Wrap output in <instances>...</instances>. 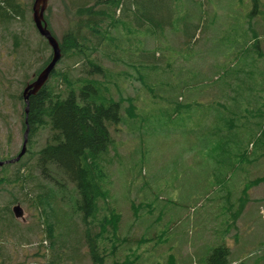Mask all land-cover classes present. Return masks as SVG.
I'll list each match as a JSON object with an SVG mask.
<instances>
[{
  "label": "rangeland",
  "instance_id": "rangeland-1",
  "mask_svg": "<svg viewBox=\"0 0 264 264\" xmlns=\"http://www.w3.org/2000/svg\"><path fill=\"white\" fill-rule=\"evenodd\" d=\"M24 1L23 5L27 0ZM223 1L226 10L220 9L225 13L221 11L219 14H234L233 18L229 17L233 21L228 25L223 24L219 31L216 30L217 24L208 27L207 35H200L198 32V41L192 44L190 51L197 53L195 57L183 55L184 51L177 46L171 48V43L183 40L180 31L183 32L184 26L175 21L174 34L164 33L161 36V41H164L160 46L161 52H164L163 58L170 61L169 66L164 67L162 64L159 68L148 69L141 65H129L128 52L154 46L152 40L146 43V34L138 33L131 26L120 27L124 44L123 47H118V56L102 60L104 68L107 69L113 99L121 103L124 112L130 102L136 109L131 117L121 113L124 122L117 126V132L110 129L113 146L102 157L98 172H101L104 188L109 193L107 204L102 207L103 216L108 220L112 217L113 210L119 214L118 225L120 230H124L123 237L141 235V238L147 239L152 238L153 234L157 236L155 240L150 239L135 246L124 256V259L127 258L126 262L136 256H142L143 259L151 256L155 264H163V259L166 264H180L184 259H192L191 262L200 260L210 251L203 249L217 246L222 236H225H219L216 227L223 232L226 222L230 224L236 216V226L229 229L230 235L225 236L226 239L222 238L230 249L229 260L256 264L262 260V256L264 257V183L249 185L252 181L251 175L264 167V156L255 160L262 163V166L258 165L257 170H252L257 164L241 161L244 149L251 155L250 160L254 159L257 153L259 155L264 152V36L258 37L254 46V38L245 32L246 21L242 15L245 11L248 15H253V4L241 6L242 3L237 4L236 0ZM247 1L243 3L246 4ZM258 1V6L262 7L264 0ZM212 2L215 3L213 0ZM68 4L69 0H48L50 24L59 39L67 27ZM210 7V4L200 7L203 9H199L202 19L205 16L210 18L209 13L204 11H209ZM179 14H175L174 18L180 16ZM29 16L28 14L24 24L0 23L1 155L16 154L23 143L20 108L12 99V95L21 87L23 71L14 68L18 57L13 53L10 36H18L21 45L35 49L39 35L28 23ZM208 20L213 22V19ZM237 43L240 44L239 51L235 48ZM232 48L234 50H231ZM46 49L44 54H51L50 49ZM19 55L22 56V51ZM198 56H203L201 61L207 63L215 65L216 62L222 61L225 66H231V76L219 97L212 91L202 95L196 91H201V86L212 87L220 82L217 79L210 82L208 77L206 82H202V78L191 74L186 66L194 61L196 63ZM67 62L68 60L64 59L58 67H64ZM222 69L223 65L217 68L211 65L204 70L221 72ZM32 70L33 66L27 71L30 73ZM195 72L196 70L193 74L196 75ZM76 73L73 71V74ZM140 76L147 79L145 82L152 88V94L158 93L161 98L152 97L147 89H143ZM174 95L177 96L176 101ZM171 98L173 102L188 104L189 109L174 114L172 106L167 103V99L171 101ZM193 100L195 103H190ZM41 136L36 141L39 146L46 140V132ZM257 141L260 146H257ZM143 150L145 151L142 161ZM232 186L238 191L241 189L237 194H242L240 204L231 203L234 192ZM150 196L154 198H149ZM205 199L208 200L204 206ZM9 200L8 194L0 191L1 207ZM231 204L233 205L230 209ZM67 208V204L62 206V210ZM22 212V217L14 220L17 226L28 230L33 224L34 216L29 209H23ZM52 214L47 211L49 224H52ZM194 214H201V217L197 218ZM195 221L197 226L191 227ZM202 224L205 230L199 231ZM106 228V231H109L110 224L107 223ZM214 230H217L218 235L214 234ZM234 235L235 238H232ZM172 238L171 244H167ZM21 241V237L15 235L0 243V262L48 264L40 258L29 256L39 244L37 236H31L30 244H23ZM63 243L64 254L69 255L74 242ZM99 244L109 253L110 235L102 236ZM42 245L45 246L44 243ZM84 252L86 248L80 249L77 254L83 256ZM6 256L9 260H6ZM16 260L21 262L16 263Z\"/></svg>",
  "mask_w": 264,
  "mask_h": 264
},
{
  "label": "trees",
  "instance_id": "trees-1",
  "mask_svg": "<svg viewBox=\"0 0 264 264\" xmlns=\"http://www.w3.org/2000/svg\"><path fill=\"white\" fill-rule=\"evenodd\" d=\"M23 1L0 0V23L2 25H9L12 22L24 24L29 14L28 23L38 34L31 19L33 0H27L25 5L22 4ZM243 1L237 0L239 4L242 3L241 6H246ZM248 1L253 4L255 13L248 15L245 11L244 15H241L247 24L250 21L247 26L249 32L254 35L255 46L260 35L257 24L258 22L264 24V10L258 6V0ZM204 2L205 0H199L201 4L198 0H69L70 4L66 6L69 11L67 27L60 39L51 27L48 6L44 13V21L47 29L59 44L61 59L58 64L64 59L68 60V64L64 67H58L57 64L44 86L35 95L29 97L27 115L24 112L22 91L25 85L31 83L49 63L51 54H44L49 46L40 36L34 50L21 45L18 36H10L13 53L18 57L14 62V68L23 71L21 87L12 95V99L20 108L22 133L27 127L28 136L27 150L20 160L0 167V191H4V194H8L10 198L4 206L0 205V243L18 235L21 237V243L30 244L31 236H37L39 244L29 256L40 258L48 264H84V262L88 264H155L151 256L145 259L142 256L139 258L136 256L129 262H126L127 258L124 259V256L135 246L142 245L140 243L148 242L150 239L155 240L157 236L153 234L152 238L147 237V239L141 238V235L123 237L124 230H120L118 225L119 214L113 210L112 217L108 220H105L103 216L102 207L105 203L107 204L109 193L104 188L101 172L100 174L98 172L102 157L113 146L110 129L117 132V126L124 122L121 113L131 117L136 109L130 102L124 112L121 103L113 99L109 89L107 69L104 68L102 60L114 59L118 56L120 53L118 47L121 48L124 44L120 27L131 26L138 33L146 34V43L152 40L154 46H145L142 50L135 49L128 52L129 65L132 67L141 65L148 69L159 68L162 64L165 65L164 67L169 66L170 61L164 59V52H161L160 46L164 42L161 41V36L164 33L174 34L175 21L178 25L184 26L183 32L180 31L183 40L177 43L174 41L171 43L173 45L171 48L177 46L184 51L183 55L187 54V57L197 55L195 52H190L192 44L198 41L197 33L205 34L208 27H212L216 21L208 20L215 16V13L211 15L212 10L208 11V9L204 11L209 13L210 18L205 16L202 19L199 9L203 11L200 7L205 5ZM178 11L181 13L179 14ZM175 14L180 16L174 18ZM221 26H216V30L219 31ZM262 29L261 37L264 36V27ZM21 51L22 56L19 55ZM32 66L33 70L29 73L27 70ZM195 70L196 75L194 76L202 78V82H206V77L210 79V82L213 79L220 82L212 87L201 86V91L194 90L201 95L212 91L217 97L221 95L232 73L230 65H226L221 72H211L201 68ZM73 71L77 73L73 74ZM218 74L220 75L217 77ZM145 81L147 79L140 76L143 89H147L152 97L161 98L158 93L152 94V88ZM157 88L161 87L157 86ZM1 90L2 79L0 80ZM174 98L176 101L177 96L174 95ZM167 103L172 106L173 110L172 108L171 110L174 114L183 113V109L185 111L189 109L188 104L173 102V98L171 101L167 99ZM190 103L195 102L193 100ZM25 117H27L26 123ZM44 132L47 134L46 140L42 146H39L36 141L42 137ZM35 146L38 148L35 149ZM20 150L21 148L13 155L0 154V161L15 158ZM144 151L141 152L142 161ZM243 151L241 161L257 164L252 170H257L259 166H262V163L255 160H260L264 152L259 155L257 153L258 157L255 155L254 159L250 160L251 155H248L247 149ZM236 167L237 165L234 166ZM248 175L250 176L249 173ZM251 179L249 185L264 183V167L257 173H253ZM229 185L231 186L230 183ZM231 188L234 191L231 203L240 204L242 194L240 196L237 194L241 189L238 191L233 186ZM146 198L145 196L144 199ZM149 198H154V196ZM207 200L203 201L204 206ZM13 204L32 212L33 224L28 227V230L17 226L11 209ZM65 204L68 208L62 210ZM47 211L53 213L51 215L52 224L47 222ZM194 215L197 218L201 217V214ZM233 218L230 224L226 222L223 232L216 227L219 236L228 237L230 235L229 229L236 226L238 217ZM197 221L191 227H196ZM107 223L110 224L109 231H106ZM198 230L204 231V225L199 226ZM236 232H238L237 229ZM105 234L111 237L109 253L99 244V239ZM214 234L218 235L217 230H214ZM225 236L222 238L226 239ZM164 237L166 239L165 234ZM222 238L217 246L203 249L210 250L209 253L205 252V254L208 253L206 257L197 258L200 260L195 262H191L192 259L188 261L184 259L180 264L185 262H189L188 264H243V262L229 260L230 249ZM172 240L173 238L167 244L170 245ZM59 241L60 246H58ZM67 241L74 242L69 255H65L63 251L65 247L63 242ZM43 243L45 246L42 245ZM82 248H86L83 256L77 254ZM261 259L256 264H264V257L262 256ZM6 260H9L8 256ZM17 262L21 261L16 260ZM0 264H6V261H1ZM163 264H166L164 259Z\"/></svg>",
  "mask_w": 264,
  "mask_h": 264
},
{
  "label": "water",
  "instance_id": "water-1",
  "mask_svg": "<svg viewBox=\"0 0 264 264\" xmlns=\"http://www.w3.org/2000/svg\"><path fill=\"white\" fill-rule=\"evenodd\" d=\"M48 0H33L32 8H31V19L37 30L38 34L47 42L48 46L51 49V58L49 63L42 69V71L35 77V79L26 84L22 91V98L25 104V115L28 113V100L30 96L35 95L47 82L51 73L53 72L56 64L61 59V51L59 48V44L56 39L51 35L50 31L47 29V25L44 21V13L47 9ZM27 121V117H25V123ZM27 136H28V128L26 127L23 133V143L20 152L17 156L9 161H0V167L7 164H13L20 160V158L26 152V144H27ZM12 212L16 219L22 217V210L19 205H16L12 208Z\"/></svg>",
  "mask_w": 264,
  "mask_h": 264
},
{
  "label": "crops",
  "instance_id": "crops-1",
  "mask_svg": "<svg viewBox=\"0 0 264 264\" xmlns=\"http://www.w3.org/2000/svg\"><path fill=\"white\" fill-rule=\"evenodd\" d=\"M215 3H213L212 2V0H205V2H204V6H208L209 4H210V10H212V12H211V15H213L214 13H215V16L212 18L213 20H216L215 21V23L214 24H216V22H217V25H223V24H226V25H228L230 22H232L233 21V15L232 14H226V16H222V15H220L219 14V12H221L222 10H220V9H224V1L223 0H213ZM244 1H246V0H244ZM198 3H199V0H198ZM236 3L237 4H239L238 2H237V0H236ZM235 3V4H236ZM250 2L249 1H247V3H246V5H248ZM199 4H201V3H199ZM262 6V9L261 10H264V5H261ZM176 7H178V5L176 6ZM223 12V11H222ZM259 14H258V12H257V16H258ZM229 17H232V18H229ZM214 18H216V19H214ZM250 23V21L248 22V24ZM247 23H245V25H244V27H245V32L247 33V34H249V35H251L252 36V38H254V35L252 34V33H250L249 32V28H248V25ZM257 27H258V32L260 33V35H262V28L264 27V24H263V22H261V24H259V22H258V24H257ZM259 35V37H261ZM237 45H239L238 47H235L236 49H238V51H239V49H240V44L239 43H237ZM217 46V45H216ZM221 50V49H220ZM224 50V49H223ZM231 50H234L233 48L231 49ZM196 56V55H195ZM195 56H193V57H195ZM212 57H215L216 55H211ZM204 57L203 56H198V58H197V62L195 63V61L194 62H192V63H188V65L186 66V67H188L189 69H190V72H191V74L192 75H194L193 73H194V70L196 69V68H201V69H205V68H209L211 65H213V67H215V68H217V66H222L223 65V68L225 67V64H223L222 63V61H218V62H216L215 63V65L214 64H212V63H207V61H201L202 59H203ZM202 72H203V70H201ZM192 75H190L189 77H191L192 78Z\"/></svg>",
  "mask_w": 264,
  "mask_h": 264
}]
</instances>
